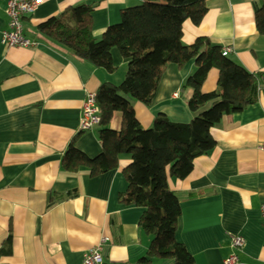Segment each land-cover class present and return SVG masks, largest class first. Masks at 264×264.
Wrapping results in <instances>:
<instances>
[{"label":"crops","instance_id":"obj_1","mask_svg":"<svg viewBox=\"0 0 264 264\" xmlns=\"http://www.w3.org/2000/svg\"><path fill=\"white\" fill-rule=\"evenodd\" d=\"M8 0H0V264H80L83 254L103 244L102 264H176L171 259L141 262L151 237L139 227L143 209L119 201L127 188L122 169L128 155L118 157L114 170L92 176L86 167L67 172L61 158L73 143L89 157L99 154V126L78 130L83 101L104 83L123 81L127 63L111 50L112 73L75 57L44 36L37 25L77 4L95 5L92 32L120 22L123 9L141 0H43L22 20L24 36L33 47H6ZM256 0H206L199 25L185 21L182 42L206 37L229 48L245 70L264 74V36L254 20ZM194 62L182 68L169 64L149 106L133 102L136 119L149 128L156 115L188 123L190 91L182 89ZM212 69L204 91L216 87ZM114 113L110 127L118 131ZM214 149L194 160L184 179H168L178 197L180 216L175 239L192 256L191 264H223L236 254L238 264H264V93L241 112L223 116L211 128ZM244 246L234 250L232 236Z\"/></svg>","mask_w":264,"mask_h":264},{"label":"trees","instance_id":"obj_2","mask_svg":"<svg viewBox=\"0 0 264 264\" xmlns=\"http://www.w3.org/2000/svg\"><path fill=\"white\" fill-rule=\"evenodd\" d=\"M253 6L256 31L264 36V0H256ZM95 10V5L77 4L37 25L42 36L94 67L112 73V49L127 63L121 83H104L95 93L100 116L99 154L89 157L71 143L61 167L71 173L86 167L96 176L116 169L118 157L128 155L130 163L122 169L127 188L118 198L121 204L143 209L139 227L151 239L141 262L171 259L176 264H191L192 256L175 239L180 202L169 189L168 179H184L194 160L214 149L210 130L223 116L257 102L264 74L248 72L230 56L222 55L223 48L206 37L183 44L184 22L199 25L206 13V0H141L138 6L121 10L120 22L106 27L99 37L92 32ZM191 60L194 71L182 84V89L190 91L187 108L191 120L174 123L158 114L149 128H142L132 103L149 106L166 67L176 64L182 68ZM212 69L218 73L216 87L204 91ZM114 113L121 118L118 131L110 127Z\"/></svg>","mask_w":264,"mask_h":264},{"label":"built area","instance_id":"obj_3","mask_svg":"<svg viewBox=\"0 0 264 264\" xmlns=\"http://www.w3.org/2000/svg\"><path fill=\"white\" fill-rule=\"evenodd\" d=\"M42 1L43 0L7 1L5 12L8 17V23L7 28L1 32V40L6 47L28 48L35 45V42H32L24 36L22 20L24 17L33 14ZM229 53V48L222 50V55L224 56H227ZM262 82L263 84L259 85V93H263L264 91V79ZM95 99L94 93H88L83 101L81 118L78 125V130L80 132L90 131L100 123V116ZM260 149L264 150V145L260 147ZM260 213L264 220V204L260 207ZM106 242L107 239L102 238L98 246L86 251L83 254L80 264H102V248L103 244ZM230 246L234 250H240L244 246V239L238 235L232 236L230 239ZM223 264H238L236 254H231L224 260Z\"/></svg>","mask_w":264,"mask_h":264}]
</instances>
